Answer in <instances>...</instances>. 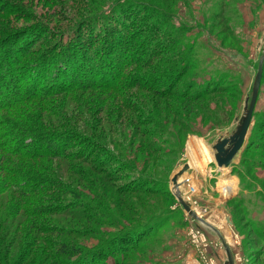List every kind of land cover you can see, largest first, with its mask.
<instances>
[{
	"label": "trees",
	"instance_id": "obj_1",
	"mask_svg": "<svg viewBox=\"0 0 264 264\" xmlns=\"http://www.w3.org/2000/svg\"><path fill=\"white\" fill-rule=\"evenodd\" d=\"M5 1L0 0V13L8 15L0 17V247L14 241L18 232L32 229L35 218L47 223L57 218L60 224L74 222L75 225L98 224L105 220L112 228H117L116 224L120 225L121 221L117 212L127 217V212L131 211L130 214L137 213L135 223L126 230H132L133 236L139 237L133 245V249H138L146 238H142L143 231L156 219L150 210L155 202L147 195H163L172 200L175 196L170 188L116 183L115 180L122 177L124 157H116L110 149H119L118 142L129 139L132 148L126 157L147 164L152 155L160 151L153 147L150 136L159 131L171 139L181 134L193 113V107L188 104L193 103L201 113L207 108L202 98L212 93H228L226 83L210 82L205 90L200 87L202 84H187L189 88L196 87V92L176 89L177 83L198 68V56L191 48L188 51L183 48L188 42L182 39L169 43L167 31L160 33L153 24H148V12L137 16L129 31L122 13L107 16L106 5L101 9L96 5L86 6L89 13L78 21L91 25L96 22L98 29L88 34L77 29L71 40L63 42L64 34L52 41V35L43 36L55 28L49 22L48 11L45 16L32 8L33 0ZM129 1L128 12L137 8L135 4H140L137 0ZM119 2L114 1L110 8L122 11L125 4ZM10 3L14 10L7 9ZM141 4L148 10L152 7ZM55 5L58 4L53 3ZM131 13L135 17L134 12ZM46 40L49 43L40 46ZM55 44V50H59L54 52ZM64 45L65 48H61ZM172 49L174 52L170 55ZM87 54L94 56L95 61L89 58L91 63L88 62ZM137 67L147 71L137 75ZM81 69L88 72L80 76L72 74ZM78 78L84 81L82 85L76 84ZM87 81L91 83H85ZM89 89H100L110 95H100L101 107H97L88 100L91 94L84 96ZM143 93H153L160 99L178 96L187 104L183 101L166 106L157 103L152 117H136L135 98L142 97ZM222 102L218 97L215 100L216 105ZM168 106L175 107V112L168 111ZM109 108L114 112L110 113ZM124 108L130 118L123 126ZM178 125L180 128L176 131L174 126ZM127 129L134 133H126ZM109 143H114L113 147ZM256 145L257 138H253L245 156ZM112 162L120 165L119 168L109 166ZM262 162L260 160L258 165ZM128 167L136 168V165ZM85 189L100 194L105 201L84 194ZM110 193L115 194L113 201L108 198ZM91 201L95 203L96 214L87 215ZM140 207L148 210L139 211ZM41 233L53 235L54 229ZM109 243L107 240L106 244ZM262 248L253 255L250 264L258 263L264 256ZM57 252L66 264L72 259L71 264H74L85 255L84 248L78 244ZM49 255L52 256V252Z\"/></svg>",
	"mask_w": 264,
	"mask_h": 264
},
{
	"label": "rangeland",
	"instance_id": "obj_2",
	"mask_svg": "<svg viewBox=\"0 0 264 264\" xmlns=\"http://www.w3.org/2000/svg\"><path fill=\"white\" fill-rule=\"evenodd\" d=\"M9 1L13 0L5 2ZM114 1H120L119 4L124 3L126 7L124 6L122 11L110 8L113 7ZM31 2L34 3L32 6L34 10L36 9L43 15L46 11L49 12L48 19L55 31L51 28L49 33L47 32L43 36L52 35L51 41L59 39L64 34L62 41L68 42L78 31L77 29L82 30V34H88L98 29L96 22L91 25L81 20L78 21V18L89 13L86 6L96 5L101 9L103 5H106L104 10L109 13L107 16H117L122 13L121 18H123V23L127 24L126 29L129 31L132 30V21L137 16H141L143 12H148V24H153L155 30L160 33L167 31L169 43H173L176 38L182 39L185 43L188 42L187 46L183 48L187 51L191 48L192 52L197 54L199 65L198 68L193 69V74H187L182 82L177 83L179 86L176 89H188L191 92H196V87L195 89L189 88L193 82L197 85L202 84L200 87L205 90L208 88V83H217L220 80L226 83L229 92L212 93L202 98L201 101H205L207 105V108L202 111L205 113L204 115L202 112L199 113L193 103L188 104V107H193V113L186 121L189 125L185 123L187 129L181 131V134L174 138H168L165 132L160 131L157 135L150 136L153 147L160 151L152 155L147 164H144V161L142 163L134 162L131 157H126L132 148L129 139L120 140L117 150L110 147L116 157H124L121 165L122 177L116 179L115 182L145 188L154 187L164 190L170 188L169 190L172 191L174 188L171 180L173 175L185 164H189L190 169L179 176L181 182L179 190L185 199L187 196L190 199L192 195H195V192H192L193 188L191 189L192 185L200 179L208 178L209 180L210 178L213 180V177L207 176L209 174L207 172L211 163L214 165L211 168H215L216 162L215 160L203 162L201 159L204 154L202 155V153L207 151L214 155V145L218 139L229 134L231 137L246 112L245 104L252 96L254 80L264 53V0H137V3H145L152 7L148 10L144 8L145 5L135 4L137 8L129 9L134 12L135 17L126 10L127 3H131L129 0H33ZM52 2L58 5L53 6ZM7 9L14 10L12 3L8 5ZM0 17H8V15L0 13ZM224 38H226L225 43H223ZM45 43L49 42L46 40L40 46ZM57 44L52 47L53 51ZM61 48H65V45ZM177 48L178 46L174 50L177 51ZM141 52L145 53L144 50ZM171 52L170 55L173 54V49ZM85 58H90L91 62L95 61L94 56L89 57L88 54ZM135 70H137V75L147 71L144 67H137ZM86 72L88 71L81 69V71H75L72 74L80 76ZM83 83L84 81L80 78L76 81L77 85ZM85 83H91V81ZM89 94H91V97L88 98L90 104H96L97 107H101L100 95H110L100 89L85 90L84 96L87 97ZM217 97L224 102L216 105ZM175 101H183L184 104H187L185 99L178 96L160 99L153 93H143L142 97L139 95L135 98L136 117H152L157 103L166 106ZM167 109L175 112L176 108L168 106ZM195 109L197 110L195 111ZM103 110L107 111L104 108ZM109 112L113 113L114 111L109 108ZM122 113L121 119L124 120L121 123L124 126L126 125L125 120L128 121L130 115L127 114L125 108ZM148 127L154 126L149 125ZM174 128L177 131L180 126H174ZM126 131V133H134L128 129ZM253 138H257V145L253 146L245 156L247 145ZM109 145L113 147L114 143H109ZM132 150L135 152V145ZM194 160H198V162L193 163ZM246 160L247 162H245ZM260 160L263 162L258 165ZM123 162L126 166L123 165ZM130 164L136 165V168L128 167ZM109 166L119 168L120 165L112 162ZM222 170L228 173L231 171L233 174V176L224 175V182L230 186L220 182L221 172L217 179H214L218 184L207 186L210 193L214 194L218 200L223 201L231 213L229 216L231 215L236 231L232 225L227 223L231 232H224L233 245V253L240 258L238 264L240 262L250 264V260L254 258L253 255L263 250L262 247H264V75L248 142L243 147L240 159L235 163V169L224 168ZM145 176L148 177L145 178ZM175 192L177 193V191ZM84 194L93 198L98 196L104 200L100 194L88 189L84 190ZM114 196L115 194H109L110 201L114 200ZM147 196L152 202H155L150 210L155 214L156 219L151 221L143 231L142 238H146L138 249H133V245L139 237L137 238V234L133 236L132 230H126L128 227L132 228L135 223L134 219L137 213L130 214L131 211L127 212V217L120 215V211L117 212V217L121 219L120 225L116 224L117 228H112L105 220H101L98 224L89 222L75 225L74 222L60 224L57 222V218L50 223L35 218L32 219L34 221L31 225L32 229L30 228L28 232H18L14 241L0 247V264H66L62 262L63 258L57 250L71 249L74 244L84 248L85 253L84 257L74 264H198L196 259L201 260L199 253L190 251V248L191 250L193 248L192 238L189 234H191L192 228H197L193 226L195 223L206 232L213 234L216 242L224 249L217 233L205 224L191 218L176 197L172 200L163 195ZM90 204L91 207L86 210L87 215L96 214L95 203L91 201ZM140 208L139 211L148 210L144 207ZM201 216L207 220L211 219V215L208 214H201ZM185 218L188 221H185ZM218 224L224 226L222 220ZM45 229H54V234L48 235V233L43 236L41 232ZM64 230L65 233H63ZM13 232L11 231V233ZM236 232L244 236L243 248L246 256L238 251L239 245L232 241L231 235L233 239H238ZM11 237L13 238V234ZM107 240L110 242L109 244H106ZM109 246L112 248L109 249ZM49 252H52V256L49 255ZM73 260H70L71 263ZM256 264H264V256Z\"/></svg>",
	"mask_w": 264,
	"mask_h": 264
},
{
	"label": "water",
	"instance_id": "obj_3",
	"mask_svg": "<svg viewBox=\"0 0 264 264\" xmlns=\"http://www.w3.org/2000/svg\"><path fill=\"white\" fill-rule=\"evenodd\" d=\"M264 53L261 57L258 71L254 80L253 84V92L250 99L247 100V104H245L246 112L242 118L241 123L235 130V132L232 133V136L229 135L222 136L218 139L217 143L214 145L215 153H214V159L216 162V165L219 169L223 168H232L235 169V163L240 159V156L243 152V147L248 142L249 137V131L251 128V125L253 123L254 118V112L258 101L259 96V89L261 86L262 78L264 75ZM230 137V138H229ZM231 144L230 147L227 148V144ZM190 169L189 164H185L177 173H175L172 177V183L174 186V190L172 189L171 192H173V195L177 198L180 205L184 209V211L193 219L200 221L201 223L205 224L209 228H211L214 232H216L221 239L224 248L227 252L228 256V264H236V260L234 257L233 249L230 244V242L227 240L224 233L214 224L203 218L199 213L193 209L191 204L186 201L183 194L180 192L181 182L179 181V176L183 175L187 170ZM230 171V170H229ZM231 175V171L229 172ZM174 191H177V193Z\"/></svg>",
	"mask_w": 264,
	"mask_h": 264
},
{
	"label": "crops",
	"instance_id": "obj_4",
	"mask_svg": "<svg viewBox=\"0 0 264 264\" xmlns=\"http://www.w3.org/2000/svg\"><path fill=\"white\" fill-rule=\"evenodd\" d=\"M212 166H214V165L211 163L209 166L208 172H207L209 174H207V176L209 175L208 177H213V180H210V178H209V180H208V178L207 179L205 178L204 180L200 179V181H198L194 184L196 187L194 185H192L191 189L193 188L192 192H195V195L194 196L192 195L191 196L192 198H190V199L187 196L186 201H188L191 204V206L193 207V209L196 210L198 213L201 212L200 215L201 214L211 215V217H210L211 219H208L209 222H211L212 224L217 226L225 235L226 233L224 231L231 232L230 229H228L227 223L232 225L234 227V231H236L235 225H234L233 220L231 218V215L229 216V214H231V213H230V211H228L227 206L224 204L223 201L218 200V198H216V196L214 194L210 193L207 185H210V184L212 185L214 183L218 184V182H216V180H214V179L215 178L217 179L218 174L220 172L222 173V176L220 177V182H222L223 184H226V186H228L229 184L225 183L223 180L225 172H223V170L221 171V169H219L216 164H215L214 169L211 168ZM231 175L233 176V174H231ZM208 182H209V184H208ZM195 188H196V190H195ZM218 220L219 221L222 220L223 225L225 227L222 225L220 226L218 224V222H219ZM185 221H188V220L185 218ZM195 221H198V220H195ZM198 222H200V221H198ZM190 226H192V225H190ZM193 226L197 227L198 229H201L202 235L195 241L192 238L191 234H189V236H191V238H192L191 244H192V248H193V250H191V248H190V251L191 252L196 251V253H201V251H204L208 257H213L220 264H228L227 252H226V250H224L225 248L223 249L222 246L218 242H216V239L214 238L213 234L206 232L205 230H203V228H201L196 223L193 224ZM187 230H188V228H187ZM189 233H190V231H189ZM236 236H238L237 237L238 239H233V236L231 235L232 241L236 242L239 245L238 251H240L243 255L245 254V256H246V252H244L245 249L243 248V245L245 242L244 236L239 234L238 232H236ZM218 238H219V236H218ZM220 241H221V239H220ZM221 244L223 245V243H221ZM230 244H231V242H230ZM231 246L233 247L232 244H231ZM223 247H224V245H223ZM242 248H243V250H242ZM186 250L188 251V249H186ZM225 252H226V255H225ZM234 257L236 260V264H238L240 258L236 257L235 253H234ZM226 260H227V262H226ZM240 264H247V263L240 262Z\"/></svg>",
	"mask_w": 264,
	"mask_h": 264
},
{
	"label": "built area",
	"instance_id": "obj_5",
	"mask_svg": "<svg viewBox=\"0 0 264 264\" xmlns=\"http://www.w3.org/2000/svg\"><path fill=\"white\" fill-rule=\"evenodd\" d=\"M202 235V231L201 229L198 228H192L191 229V236L192 238L196 241L200 236ZM199 257L201 260H199L198 258L196 259L199 263L201 264H220L219 262H217L213 257H208L204 251H201V253H199Z\"/></svg>",
	"mask_w": 264,
	"mask_h": 264
},
{
	"label": "bare ground",
	"instance_id": "obj_6",
	"mask_svg": "<svg viewBox=\"0 0 264 264\" xmlns=\"http://www.w3.org/2000/svg\"><path fill=\"white\" fill-rule=\"evenodd\" d=\"M230 138V137H229ZM231 146V144L229 143V144H227V148L228 147H230ZM202 153V151L200 152V154ZM204 154V156H202V161L203 162H206V161H214L213 159H214V156L210 153H208L207 151H204V153H202V155ZM193 163L195 162V163H197L198 162V160H194V161H192ZM224 169V168H223ZM223 172H225V175L226 176H229V173L227 172V171H223ZM181 192V191H180ZM182 194V193H181Z\"/></svg>",
	"mask_w": 264,
	"mask_h": 264
}]
</instances>
